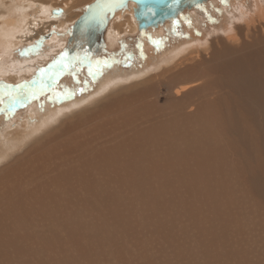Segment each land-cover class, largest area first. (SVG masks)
<instances>
[{
	"label": "rangeland",
	"instance_id": "obj_1",
	"mask_svg": "<svg viewBox=\"0 0 264 264\" xmlns=\"http://www.w3.org/2000/svg\"><path fill=\"white\" fill-rule=\"evenodd\" d=\"M89 1L82 0L80 3L85 5ZM230 1L233 0L229 2L228 0H212L207 5L193 10V13L192 11L186 13L184 18H180L173 24H165L166 27L161 28L164 31L162 40L166 42L165 49L156 48V54L163 53L171 44L181 41L186 43L185 41L189 39L190 41L195 39L192 36H186L183 26L185 24H192V27L199 31L203 27L207 35L214 38V34L209 35V32L217 29L219 23L228 21L225 15L224 18L218 19V16H214V12L217 11L218 15L220 12L226 14L225 9L230 6ZM80 3L77 6L78 10L76 8L72 13H79L78 11L83 7ZM72 6L70 3L69 7ZM244 22V20H239L237 23H240V26L242 24L240 31L247 30L243 25ZM263 25L255 23L256 28L249 27V35L252 36L254 30L264 31ZM135 30L123 31L119 38L113 36L116 34H112L111 31H107L105 36L107 41L100 55L97 58L72 65L73 67L69 68L67 73L65 71L61 73L63 76L60 79L56 77V67H58L57 64L59 65V61L56 60H58V52L62 51L60 47L63 41L55 39L51 44L49 38L53 34H47L20 46L23 52L18 55L14 53L12 58L3 61L4 64L0 63V68L3 70L0 69V75L9 73L16 64L15 61L30 59L37 54L38 49L44 46L45 42L50 45L46 48L48 56L44 61L34 60L33 63L26 61L21 64L23 66L21 71L30 69L31 73L10 82L0 76V83L12 84L13 82L12 85L17 88L12 95L9 91L0 93V97L5 100L4 102L0 98V103H2L0 104L1 126L11 121L12 114L25 111L34 103L56 97L54 102L61 105L63 99L59 97L61 96L59 91L64 87L65 79L67 82L71 79L81 82L84 78L91 81L101 76L113 75L108 74L111 73L112 66L119 70L120 75L125 71L133 70V65L140 66L141 40H144L146 35H154V32L140 35ZM243 30L238 33L240 37L238 41L243 42L242 44L245 41L249 43L251 37L243 35L242 38L240 36L245 33ZM111 35L113 38L107 37ZM115 38L118 39L115 40ZM238 41L235 43L224 41L221 44L222 47H227L232 43L227 47L228 50L233 49L230 53L221 52L219 50L221 46L215 44H213V50L223 53L226 58L227 56L233 57L242 46L240 44L238 47ZM256 43L252 44V47L257 48L263 54L260 49L261 44L256 45ZM210 54L201 56V60L203 58L207 63L201 61L200 67L196 65L188 68V71L192 70L191 73L196 72L192 73L190 78L188 77L190 72L187 71V76L181 78L183 82H190L200 76L201 83L198 84L200 87L196 86L175 95L173 80H178V76L173 79L166 74L162 76L163 78L161 75L158 78V75L165 70L163 69L165 66L150 67L152 70L147 68L150 74L147 72L144 78L134 83L128 82L127 87L123 85L124 88L120 90V93L124 94H122L123 98L118 96L116 100L113 98V100H108L110 105H95L94 107L98 109L102 106L99 110L90 106L94 112L92 115L89 107L87 109L89 112L87 110L86 112L84 110L75 112L72 115L74 119H78L77 126L75 124L77 121L75 120V123L72 121L74 120L72 115L64 117L61 124H57L59 127L55 126L44 132L43 136L35 138L33 143L24 145L14 155H10L6 159L8 162L0 163V179L2 180H0L2 189H0V193L2 192L0 194V264H264V155L261 154L264 151L260 150L264 146V131L261 128L263 121L259 117L250 119L252 113L248 110L245 112L246 108L242 107L247 103L250 105L251 100L243 97L247 99L244 103V99L240 98L243 95L237 88L242 85L244 87V83L238 81L236 82L237 87L233 85L234 70L226 67V70L219 71L213 62H208ZM251 59L253 58H248V60ZM70 65L71 62L69 67ZM96 65L104 70L93 78L92 71ZM199 68L201 69L198 70ZM259 68L261 69V67L254 69L255 73L264 77V67L261 70ZM147 69L134 70L142 73ZM212 73H216L217 76ZM208 75L211 77L209 78ZM151 76L157 79L154 78V80ZM150 79L151 82H149ZM29 82L31 84L42 83L41 86H45V91L33 93L29 86L24 85ZM137 82L138 85L143 83L141 84L143 89L138 88L141 86H138ZM136 85L138 87L134 89ZM94 89L96 91L97 88ZM128 89L136 90L134 91L136 93L131 95L128 92L133 93V91ZM230 91L235 92L236 96L230 94ZM81 94L83 93L77 94L75 99ZM113 95L116 94L110 96L113 97ZM232 98H234L233 101ZM6 106L15 112H7L3 115V112L7 111ZM123 108H125L124 112H122ZM96 110L98 113L101 112V115L95 114ZM229 110L234 111L235 115ZM135 111H139V114ZM242 111L244 115H248L243 117ZM83 113L87 115L86 118L88 117L84 119L85 121L84 117L80 116ZM145 113L147 114L144 115ZM152 113L156 115L153 116ZM238 113L241 118L237 117ZM77 114L80 115L75 117ZM158 114L162 117L159 118ZM235 116L239 120H236ZM136 117L141 120L137 122ZM68 121L72 122L67 123ZM124 121L126 125L129 124L132 131L128 125L124 126ZM153 121L155 124L152 123ZM102 123L104 126L101 125ZM150 123L157 130L154 134H152L153 131L149 132L150 128L153 130ZM109 124L110 128H108ZM101 126L104 130L106 129L105 132L102 131ZM120 126L123 131L118 129ZM135 128L136 133H132ZM140 128L144 130L142 131L144 135L140 132ZM93 133L100 137L99 140L98 137L95 139V136H92ZM88 135L95 140L87 137ZM123 135L125 145L124 143L121 145ZM136 135L139 139L135 137ZM67 136L72 138H67ZM132 137L137 140H133ZM104 139L111 143H107ZM127 139V143L130 141L128 145L125 142ZM63 140L68 143L67 146ZM139 140L141 144L139 146H143L142 148L137 147ZM132 144L136 146L135 149ZM125 147L129 149L128 152H132L127 153ZM102 148H104L103 151ZM139 148L142 150L140 155L135 153L141 151ZM112 149L116 150V153ZM104 150L108 151V153L105 152L108 156H105ZM117 150L120 153L117 154ZM122 150L125 155L121 154ZM111 151L117 159H113V153L109 154ZM99 155L103 158L100 159ZM128 155L131 159L140 156V160L135 158L132 160L136 161L128 163L131 161ZM83 161L85 164L81 163ZM105 163L109 166L104 165ZM104 166L106 168H103ZM83 169H86L85 172ZM34 171H38L36 172L38 174ZM14 177L16 178L13 179Z\"/></svg>",
	"mask_w": 264,
	"mask_h": 264
},
{
	"label": "bare ground",
	"instance_id": "obj_2",
	"mask_svg": "<svg viewBox=\"0 0 264 264\" xmlns=\"http://www.w3.org/2000/svg\"><path fill=\"white\" fill-rule=\"evenodd\" d=\"M80 1L82 0H0V63H3V61H5L6 59H9V58H12L13 57V54L17 53H21L23 52L22 48L20 46H22L23 44L25 43H29V42H33L35 39H40L42 38L44 35H47V34H53L51 35V37L49 39V41H51V44H53V40L55 39H60L61 41H63L64 43L61 45L60 47V50H62L65 46H66V42L67 40L70 38L71 36V30H70V27L72 26V23L75 22V20L81 15L82 11L86 9V5L91 2L92 0H90L88 3H86L85 5H82L80 3ZM85 1V0H84ZM214 1V0H213ZM55 2V4L53 3ZM221 2V1H220ZM229 2V0H228ZM70 3L73 5L72 7H69ZM76 3V4H75ZM79 3L83 6L80 8V11H78L79 13H72V12H75L77 6L79 5ZM222 3V2H221ZM227 3V2H226ZM208 4V3H207ZM206 4V5H207ZM54 5V6H53ZM221 5V4H220ZM225 5V4H224ZM205 6V5H204ZM227 7V6H226ZM56 8H60L62 10V14H59V15H55V14H52L53 10L56 9ZM78 10V8H77ZM226 10V14H224L223 12H220L219 15H218V12L216 11V13L214 12V16H218L217 18L220 19L221 17H225L226 21L227 22H221L219 23L220 25L218 26L217 29H215L214 31H211L209 32V35L210 34H214V38L213 37H210L207 35V31L206 29H204L202 27V30L203 32L199 31V30H196L194 27H192V24H185L183 25L185 28V32H186V36L190 37H194L195 39L193 41H190L187 40L185 41L186 43H182L181 42H178V43H175V44H171V43H168V44H171L169 46H167V49L166 51H164L163 53H160V54H156V48H160L161 50L165 49V41L162 40L163 39V33L164 31L161 30V28H163L164 26H162L161 28H159L158 30L156 31H152L154 32V35L151 34L152 32H150L151 36L150 35H146L144 40H141V46H142V51H139L140 52V62H139V65L138 67L134 66L133 65V70H129V71H125L124 74L120 75V72L118 73V69L115 68V66H112V70H111V73H108V74H113V75H105V76H101L100 78L98 79H93L90 81V79L88 78H84V80H82L81 82H76V81H73L72 79L67 82L66 79H65V82H64V87H62L59 91V93L61 94V96L59 95L60 98L63 99L62 101V104L59 105L57 104V102L55 100V98H49V99H46L44 100L43 102H37V103H34L33 105H30L27 110L25 111H20V112H17V113H14L15 111H12V110H9V108L6 106L5 107V110L7 109V111H2L3 112V115L7 112H12L14 114H12V117H11V121L10 122H6L5 124H3L1 126V121H0V163H3L5 164L6 162V159L10 156V155H14L16 152H18L20 149H22V147H24V145L26 144H31L33 143V140L37 137H39L40 135H42L44 132L52 129L53 127L55 126H58L57 125L58 123H60L62 121V119L64 117H68L69 115L71 116L72 114L74 115L75 112H83V110L86 112V110L89 109L93 106H98V105H103L105 106V104H109V101L110 99H115L117 98L118 96H122V94L120 93V90L123 87V85L125 86L128 82H133L134 81H137L141 78H144V75L147 74V72L149 73L148 69L151 67H162V66H165L163 67V69H165L162 73H160L157 77L160 78V75L161 77L162 76H165L166 74L167 75H170L171 77H173V79H175L174 77L175 76H178V80H173V82L175 83V86H174V94L175 95H179L181 94L182 92L184 91H187L189 89H192L194 87H200L198 86V84L201 83V80H199V78H195V76H193L195 79H191L192 81H190V79H188L190 82H183V80L181 81V78H184L187 76V72H190V74L188 73V77L190 78L191 77V74L192 73H196V72H192L191 71H188V68L189 67H193V66H196L198 65V67H200V62L201 61H204L203 58L201 60V56H208L209 55V60L208 62H213L215 64V66L220 70H223L225 69L226 67H228L229 70H231V68L234 70L233 72V78H235L233 80V85H236L237 87V84L236 82H241V83H244V87H237L239 88V92L243 95V96H240V98L242 97H246L247 99L251 100L249 101L251 104L249 105L247 103V105H245L244 107L242 108H246L245 109V112L250 111V113H252L250 117V119L252 118H257L259 117L263 123H262V127L263 128V131H264V77H262V75L258 76V74L255 73V70L254 69H258V67H261V69L264 67L262 66V64H264V31L261 30V32L259 31L260 29H258L257 31L254 30V32L252 33V36L249 35V27L251 26H254L255 27V23L256 24H264V0H233L232 2L230 1V6L225 9ZM224 11V9L222 10ZM77 12V11H76ZM191 12V11H190ZM193 13V11H192ZM223 17V18H224ZM183 18V17H182ZM193 19V18H192ZM182 20V19H181ZM239 20H244L245 22L243 23V25H245L246 27V31L245 29L243 30L245 33L244 34H241L240 36H242L243 38V35L244 37H251V41L249 43H245L242 44V43H239V36H238V33L240 31V28L242 27V24L240 26V23H238ZM219 21V20H218ZM196 22V21H194ZM199 22V21H198ZM241 22V21H240ZM189 23V22H188ZM190 23H192L190 21ZM242 23V22H241ZM195 24V23H194ZM198 24V23H196ZM168 25V24H166ZM200 25V24H198ZM197 25V26H198ZM202 26V25H201ZM212 26V25H211ZM264 26V25H263ZM166 27V26H165ZM256 28V27H255ZM261 28V27H260ZM264 28V27H263ZM136 29V25L133 21V19L131 18L130 14L129 13H124L123 16L121 17H115L112 21H111V24L110 26L106 29V31H111L112 34H116V35H113L115 37H121V33L123 31H131ZM167 29V28H166ZM164 30V29H163ZM242 30L240 32H242ZM136 31V30H135ZM162 31V32H161ZM124 32V34H125ZM76 33V32H75ZM106 33L107 32H104V37L106 36ZM130 33V32H129ZM149 34V33H148ZM77 35V34H76ZM110 35V34H109ZM153 35V36H152ZM166 35V34H165ZM107 37H112L111 36H107ZM113 38V37H112ZM112 38H109V39H112ZM118 38H115L118 39ZM165 38V37H164ZM193 39V38H192ZM248 39V38H247ZM59 41V40H58ZM105 41L106 38H105ZM113 41V40H112ZM224 41L226 42H237V45L238 47L240 46V44H242V46L236 51V53H234V58L232 57H224V54L223 53H218L216 52L214 49V46L213 44L215 45H220L221 46V49H219L221 52H225V53H230L231 50H228L227 47L232 44L230 43L227 47H222L223 45H221ZM261 41V42H259ZM109 42V41H108ZM121 42V41H120ZM258 42V43H256ZM58 45H59V42H57ZM258 45L259 43L261 44L260 46V49L263 51V54L261 52H259V50L254 47H252V44H255ZM110 44V43H109ZM27 46V45H26ZM50 45L45 42V45L44 46H40L41 48L38 49L39 51L37 52V54H34L32 57H30V59H25V60H17L15 61L16 64H14V67H12V69L9 71V73H5L4 75H0L2 76V79L6 80V81H13V80H16L17 78L19 79V77H23L29 73H31V71H29L30 69H27L25 71H21V69L23 68V66L21 65L22 63L26 62V61H30L33 63L34 60H37L38 62H41V61H44V59L46 58V56H48V51L46 50V48H48ZM64 46V47H63ZM113 46V45H112ZM254 46V45H253ZM20 47V48H19ZM63 47V48H62ZM235 47V46H234ZM62 48V49H61ZM236 48V47H235ZM55 49V48H54ZM82 48L81 47H78L76 49H73L71 51L68 52V57H69V60H56L57 62L59 61V65L57 64L58 67H56V77L57 79H60L63 75H61V73L63 71H65V73H67L68 69L73 67L75 64L81 62V61H85V60H81V61H77L79 57L82 56ZM216 49V50H218ZM59 50V51H60ZM258 50V51H257ZM29 51H31V49H29ZM33 52V51H32ZM51 52V51H50ZM61 52V51H60ZM158 52V51H157ZM210 52V53H208ZM250 52V53H249ZM261 53V55H260ZM35 55H37L35 57ZM60 55V53L58 52V56ZM226 56V55H225ZM262 56V57H261ZM249 57H252L253 59L251 60H248ZM26 58V57H25ZM256 59L258 61H256ZM88 60V59H87ZM197 60V61H196ZM194 61V62H192ZM8 62V61H7ZM36 62V61H35ZM71 62V65L69 67H66V65L64 66L65 63ZM152 62V63H150ZM192 62V63H191ZM206 61H204L203 63H205ZM10 63H11V60H10ZM30 63V64H32ZM207 63V62H206ZM4 64V63H3ZM13 64V63H12ZM35 64V63H34ZM33 64V65H34ZM143 64V65H142ZM16 65V66H15ZM73 65V66H72ZM153 65V66H152ZM205 65V64H204ZM4 66V65H3ZM12 66V65H11ZM10 66V67H11ZM55 66V65H54ZM214 66V65H213ZM214 66V67H215ZM1 67V66H0ZM28 67V66H27ZM132 67V66H131ZM4 68V67H3ZM33 68V67H32ZM140 69V68H148L146 71L142 72V73H138V71H135L134 69ZM150 68V69H151ZM207 68H210V67H207ZM206 68V69H207ZM1 69V68H0ZM149 69V70H150ZM201 68H199L198 70H200ZM217 69V71H218ZM227 69V68H226ZM225 69V70H226ZM260 69V68H259ZM260 69V70H261ZM2 70V69H1ZM5 70V69H4ZM103 68H101L99 65H96L94 70L92 71V74H93V78L96 77V75L98 73H102L103 72ZM107 70V69H106ZM105 70V71H106ZM152 70V69H151ZM190 70V69H189ZM197 70V68H196ZM3 71V70H2ZM1 71V72H2ZM33 71V70H32ZM36 71V70H35ZM52 71V70H51ZM102 71V72H101ZM122 71V70H121ZM195 71V69H194ZM258 71V70H257ZM40 72V70L38 71ZM200 74V71H198ZM202 72V71H201ZM3 73V72H2ZM34 73V72H33ZM53 73V72H52ZM60 73V75H59ZM105 73V72H104ZM218 73V72H216ZM216 73H212L214 75H216ZM232 73V72H231ZM36 74V73H35ZM63 74V73H62ZM150 74V73H149ZM203 75V73H201ZM223 74V73H222ZM264 74V73H263ZM95 75V76H94ZM155 74H153L154 76ZM194 75V74H193ZM205 75V74H204ZM217 76V75H216ZM225 76V75H223ZM227 76V75H226ZM264 76V75H263ZM55 77V79H56ZM148 77V75H147ZM152 77V76H151ZM198 77V75H197ZM207 77V76H206ZM209 77V75H208ZM211 77V75H210ZM209 77V78H210ZM231 77V76H230ZM127 78V79H126ZM146 78V77H145ZM155 78V77H154ZM152 77V79H154ZM163 78V77H162ZM217 78V77H215ZM1 79V78H0ZM157 79V78H155ZM154 79V80H155ZM223 79V78H222ZM21 80V78H20ZM26 80V79H25ZM46 80V79H45ZM164 80L166 81V79L164 78ZM185 80V79H184ZM204 80V79H202ZM207 80V79H206ZM209 80V79H208ZM2 81V80H1ZM43 81V80H41ZM51 81V80H50ZM143 81V80H142ZM213 81V80H212ZM220 81V80H219ZM218 81V83H219ZM231 81V79H230ZM17 82V81H16ZM19 82V81H18ZM21 82V81H20ZM23 82V81H22ZM145 82V81H144ZM151 82V79L150 81ZM25 83V82H24ZM32 83V81H31ZM30 82L29 83H26L24 84L25 86H29V88L33 91V93H41V92H44L45 91V86H41L42 83H36V84H31ZM48 83V82H47ZM167 83V82H166ZM210 83H212L210 81ZM217 83V82H215ZM222 83V82H221ZM13 84V82H12ZM12 84H8V83H4V82H1L0 83V93H2L3 91H5L4 93H6L7 91L11 92V95L12 93H14V91L17 89L16 86L12 85ZM129 84V83H128ZM143 84V83H141ZM139 84L138 85V82H137V85L138 86H141V87H138L136 85V87L134 89H136L137 87L138 88H142V85ZM154 84V83H152ZM207 84V83H206ZM209 84V83H208ZM214 84V83H213ZM223 84V83H222ZM225 84V83H224ZM43 85V84H42ZM132 85V84H131ZM149 85V84H147ZM167 85V84H166ZM173 85V84H172ZM241 85V84H239ZM128 85H126L127 87ZM133 86V85H132ZM207 86V85H206ZM209 86V85H208ZM232 86V85H231ZM18 87V86H17ZM23 87V86H22ZM145 87V86H144ZM19 88V87H18ZM94 88H97L96 91ZM129 88V87H128ZM153 88V87H152ZM20 89V88H19ZM18 89V90H19ZM94 89V92H92V90ZM126 89V88H125ZM143 89V88H142ZM147 89V88H146ZM145 89V90H146ZM167 89V88H166ZM29 90V89H28ZM128 90H131V89H128ZM122 91V90H121ZM133 91V90H131ZM136 91V90H134ZM128 92L129 94L131 93V95H134L136 92ZM154 91V90H153ZM167 91V90H166ZM8 92V93H9ZM26 92V90H25ZM29 92V91H28ZM31 92V91H30ZM92 92V93H90ZM138 92V91H137ZM147 92V91H146ZM190 92V91H189ZM232 91H230V94H233V96L235 97L236 96V93L234 94L233 92L231 93ZM79 93H83L81 94L77 99H75V96ZM142 93V92H141ZM168 93V91H167ZM3 94V93H2ZM111 94H116V95H113V97H111L110 95ZM148 94V93H147ZM155 94V93H154ZM170 94V93H169ZM239 94V93H238ZM19 95V94H18ZM28 95V94H27ZM124 95V94H123ZM130 95V97H131ZM216 95V94H215ZM240 95V94H239ZM6 96V94H5ZM20 96V95H19ZM145 96V95H144ZM206 96V95H205ZM190 97V96H189ZM1 98V97H0ZM19 98V97H18ZM16 98V99H18ZM123 98V96H122ZM159 98V97H158ZM214 98V97H213ZM212 98V99H213ZM243 98V99H244ZM9 99V98H8ZM29 99V98H28ZM57 99V98H56ZM112 99V100H113ZM125 99V98H124ZM234 98H232V101H233ZM247 99L245 100L244 99V103L247 101ZM2 101L5 102V100H3V98H1ZM19 100V99H18ZM41 100V99H40ZM116 100V99H115ZM130 100V99H129ZM142 100V99H141ZM149 100V99H148ZM16 101V100H15ZM58 101V100H57ZM126 101H128L126 99ZM190 101V100H189ZM9 102V101H8ZM13 102V101H12ZM19 102V101H18ZM118 102V101H117ZM145 102V101H144ZM147 102V101H146ZM238 102V101H237ZM151 103V102H150ZM235 103V102H234ZM2 105V103H0ZM9 104H11L9 102ZM121 104V103H120ZM125 104V103H124ZM146 104V103H145ZM148 104V103H147ZM153 104V103H152ZM151 104V106H152ZM157 104V103H156ZM182 104V103H181ZM227 104V102H226ZM229 104V103H228ZM237 104V103H235ZM110 105V104H109ZM123 105V104H122ZM129 105V104H128ZM214 105V104H213ZM91 106V107H90ZM103 106V108H104ZM127 106V105H126ZM216 106V105H215ZM221 106V104H220ZM223 106V105H222ZM230 106V105H228ZM238 106V105H237ZM247 106V107H246ZM102 107V106H101ZM100 107V108H101ZM141 107H143V105H141ZM140 107V108H141ZM150 106H148L149 108ZM217 107V106H216ZM255 107V108H254ZM95 108V107H94ZM99 108V109H100ZM111 108V107H109ZM130 108V107H128ZM159 108V107H158ZM157 108V109H158ZM170 108V107H169ZM183 108V106L181 107ZM21 109V108H20ZM93 109V108H92ZM90 109V110H92ZM97 110H99L98 108H95ZM106 110V108H104ZM115 109H116V106H115ZM120 109V107H119ZM131 109V108H130ZM136 109V108H135ZM155 109V108H154ZM162 109V108H160ZM158 109V110H160ZM240 109V108H238ZM1 110V109H0ZM4 110V109H3ZM95 111L97 114L98 111ZM118 110V109H117ZM125 108H123V111L124 112ZM128 110V109H127ZM137 110V109H136ZM156 110V109H155ZM172 110V109H171ZM89 112V110H87ZM101 111V110H100ZM112 111V110H111ZM144 111V110H142ZM147 111V110H146ZM182 111V110H181ZM217 111V110H216ZM215 111V112H216ZM230 111V110H229ZM236 112L238 110H235ZM117 112V111H116ZM137 112V111H135ZM145 112V111H144ZM150 112V111H148ZM147 112V113H148ZM154 113V111H152ZM167 112V111H166ZM175 112V110H174ZM184 112V111H183ZM232 113H234V111H230ZM93 110L92 112L90 113L92 115ZM101 112H99L98 114H100ZM102 113L104 114V112L102 111ZM147 113H145L144 115H146ZM152 113V114H153ZM156 113V111H155ZM160 114V112H157ZM178 113V112H177ZM182 113V112H179V114ZM229 113V112H228ZM231 113V114H232ZM243 114V117H245L243 111L241 112ZM87 114V113H86ZM89 114V115H90ZM97 114V115H98ZM110 114V113H109ZM128 114V113H127ZM126 114V115H127ZM131 114V113H130ZM135 114V113H134ZM137 114H139V111L137 112ZM150 114V113H149ZM157 115L159 118L160 115ZM183 114V113H182ZM220 114V113H218ZM239 114V113H238ZM71 116L73 119H74V116ZM80 114H77L75 117L79 116ZM84 115V113H83ZM82 114L80 115L81 118L84 119H88V117L86 118V116L84 115L83 116ZM90 115V116H91ZM98 115V116H99ZM141 115V114H140ZM151 115V114H150ZM156 115V114H153V116ZM233 115V114H232ZM235 115V113H234ZM233 115V116H234ZM237 115V114H236ZM240 115V114H239ZM237 115V117H240L241 118V115L239 116ZM248 115V114H247ZM246 115V116H247ZM96 116V115H95ZM105 116V115H104ZM102 116V117H104ZM111 116V115H109ZM119 116V115H118ZM143 116V115H142ZM148 116V115H147ZM167 115H165L166 117ZM226 116V115H225ZM227 116H229V114H227ZM250 116V115H249ZM248 116V118H249ZM1 117L2 115L0 116V120H1ZM93 117V116H91ZM120 117V116H119ZM129 117V116H128ZM139 117V116H138ZM150 117V116H149ZM169 117V116H168ZM217 117V116H216ZM222 117V116H221ZM117 118V117H116ZM137 118V117H136ZM153 118V117H152ZM155 118V117H154ZM172 118H175V117H172ZM218 118V117H217ZM229 118V117H228ZM236 118V116H235ZM234 118V120H235ZM247 118V120H248ZM68 119V118H67ZM66 119V120H67ZM71 120V118H69ZM80 119V117H79ZM90 119V118H89ZM94 119V118H92ZM106 119V117L104 118ZM121 119V118H119ZM123 119V118H122ZM130 119V118H129ZM140 119V118H139ZM138 118L136 119L137 122H139ZM156 119V118H155ZM167 119V118H165ZM176 119V118H175ZM174 119V120H175ZM224 119V118H223ZM233 119V118H232ZM246 119V118H245ZM65 120V121H66ZM72 120L74 123L78 120ZM82 120V121H83ZM108 121L110 120L107 119ZM115 120V119H114ZM118 120V119H117ZM139 120V121H138ZM164 120V118H163ZM172 120V119H171ZM217 120H220V119H217ZM225 120V119H224ZM236 120H239V118ZM250 120V121H252ZM64 121V120H63ZM71 121V122H72ZM85 121V120H84ZM99 121V119H98ZM135 121V122H136ZM156 121V120H155ZM165 121V120H164ZM168 122H170L169 120H167ZM176 121V120H175ZM180 122V120H178ZM70 121H68L67 123H69ZM70 122V123H71ZM81 122V121H80ZM100 122V121H99ZM98 122V123H99ZM121 122V121H120ZM136 122V123H137ZM163 122V121H162ZM183 122V121H182ZM240 122H242L240 120ZM63 123V122H62ZM66 123V124H67ZM119 123V122H118ZM130 123V122H128ZM153 124L154 121L152 122ZM152 123H150L151 127L154 126L152 125ZM159 123V122H158ZM171 123V122H170ZM177 123V122H176ZM61 124V123H60ZM73 124V123H72ZM76 126L78 124V121L77 123H75ZM80 124V123H79ZM111 124V123H110ZM109 124V127L110 128V125ZM113 124V123H112ZM132 124V123H131ZM130 124V125H131ZM156 124H157V121H156ZM161 125V123H159ZM167 123L165 122V125ZM169 124V123H168ZM172 124V123H171ZM238 124V123H237ZM74 125V124H73ZM98 125V124H97ZM100 125V124H99ZM103 125V123L101 124ZM129 126V124H127ZM127 125L125 124V121H124V126L127 127ZM134 125V124H133ZM158 125V124H157ZM159 125V126H160ZM229 125V124H228ZM257 125V124H256ZM62 126H65L62 124ZM86 126V125H85ZM104 126V125H103ZM103 126H101V129L103 132H105L104 128H102ZM113 126V125H112ZM168 126V125H167ZM221 126V125H220ZM236 126V125H235ZM80 127H81V124H80ZM84 127V126H83ZM82 127V128H83ZM100 127V126H99ZM123 127V126H122ZM155 127V126H154ZM169 127V126H168ZM226 127V126H225ZM70 128V127H68ZM130 128V126H129ZM133 128V127H132ZM153 128V127H152ZM167 128V127H166ZM235 128V127H234ZM60 131H61V128H59ZM81 129V128H80ZM100 129V130H101ZM115 129V128H114ZM119 130H122L121 129V126L118 127ZM124 129H127V128H124ZM131 129V128H130ZM156 129V128H155ZM153 128V130L150 128V131H153L152 134H154V131H157ZM227 129V128H226ZM69 130V129H67ZM93 130V129H92ZM97 130V129H95ZM94 130V131H95ZM110 130V129H109ZM134 131L132 133H136V128L133 129ZM139 130V129H138ZM141 130V131H140ZM140 132H144V130H142L140 128ZM174 130V129H172ZM229 130V129H228ZM232 130V129H231ZM236 130V129H234ZM262 130V129H261ZM108 131V129H107ZM132 131V129H131ZM139 131H138V134H139ZM227 131V130H226ZM238 132V130H236ZM97 132V131H95ZM100 132V131H99ZM114 132V131H113ZM119 133V131H117ZM142 132V133H143ZM56 133V132H55ZM81 133V132H80ZM90 133V132H88ZM87 133V134H88ZM102 133V132H101ZM100 133V135H101ZM124 133V132H123ZM146 133V132H145ZM171 133V132H170ZM234 133V131H233ZM260 133V132H259ZM50 134L51 131H50ZM49 134V135H50ZM54 134V133H53ZM58 134V133H57ZM122 134V133H121ZM131 134V133H130ZM151 134V133H150ZM174 134V133H173ZM264 134V133H263ZM90 135V134H89ZM89 135L87 137H89ZM107 135H108V132H107ZM110 135V133H109ZM112 135V134H111ZM134 136V134H132ZM144 135V133H143ZM147 135V133H146ZM145 135V137H147ZM259 135V134H258ZM43 136V135H42ZM56 136V134H55ZM54 136V137H55ZM60 136V135H59ZM72 136V135H71ZM71 136H67V138L71 137ZM73 136H75L73 134ZM72 136V137H73ZM92 136L94 137L95 136V133L92 134ZM113 136V135H112ZM115 136V134H114ZM119 136V134L117 135ZM116 136V137H117ZM122 136V135H121ZM120 136V137H121ZM161 136V135H160ZM243 136V135H241ZM249 136V135H248ZM247 136V137H248ZM51 137H53V135H51ZM51 137H49L51 139ZM71 137V138H72ZM76 137V136H75ZM98 137L95 136V139ZM131 137V136H130ZM136 138L138 137L137 135L135 136ZM143 137V136H142ZM149 139H151V136H149ZM250 137V136H249ZM253 137V136H252ZM45 138V137H44ZM43 138V139H44ZM91 139H94L92 137H89ZM100 137H98V140H99ZM125 138L124 135L122 137V139ZM134 137H132L133 139ZM136 138H134L133 140H135ZM144 138V137H143ZM152 138H154L152 136ZM42 139V138H41ZM85 139V138H84ZM94 139V140H95ZM111 139V137L109 138ZM115 139V138H114ZM121 139V138H120ZM118 139V140H120ZM139 139V137H138ZM248 139V138H247ZM256 139V138H255ZM83 141V139H81ZM80 140V141H81ZM102 140V139H101ZM105 140V139H104ZM116 140V139H115ZM117 140V141H118ZM137 140V139H136ZM145 140V138H144ZM263 140V139H262ZM44 141V140H43ZM64 141V140H63ZM79 141V140H77ZM79 141V142H80ZM81 141V142H82ZM106 141V140H105ZM108 141V140H107ZM106 141V142H107ZM112 141V140H111ZM128 139L125 141L126 144H130V141L129 143H127ZM249 141V140H248ZM41 142V141H40ZM45 142V141H44ZM66 142V141H64ZM63 142V143H64ZM85 142V141H84ZM83 142V143H84ZM89 142V140H88ZM133 143V141H131ZM137 143V141H134ZM139 144L137 145V147L140 144V140L138 141ZM67 143V142H66ZM75 142H73L74 144ZM91 143V142H90ZM107 143H111L110 141L107 142ZM122 143H124V139H123V142L121 141V145ZM263 143V142H262ZM41 144V143H40ZM43 144V143H42ZM73 144L69 143V145L73 146ZM114 144V143H113ZM189 144V143H188ZM68 145V143L66 144V146ZM75 145V144H74ZM84 145V144H83ZM92 145V144H91ZM101 145V144H100ZM107 145V144H106ZM105 145V147H106ZM125 145V143L123 144ZM133 145V144H132ZM164 145V144H163ZM192 145V144H191ZM93 146V145H92ZM115 146V144H114ZM114 146L113 149H114ZM130 147L133 148V146L129 145ZM158 146V145H157ZM57 147V146H56ZM78 147V146H77ZM99 147V146H97ZM104 147V148H105ZM122 147V146H121ZM128 147V146H127ZM136 146H134V149H135ZM139 147H143V146H139ZM151 148V146H149ZM69 148V147H68ZM79 148L82 149L81 146H79ZM91 148V147H90ZM102 148L101 150L103 151ZM126 148V147H125ZM123 148L124 151L127 149V153H130L128 152V148ZM141 148H139V150H141ZM167 148V147H166ZM79 149V150H81ZM109 148H107L108 150ZM112 151H115L116 153V150H113ZM116 149V148H115ZM122 149V148H121ZM138 149V148H137ZM172 149V148H171ZM78 150V151H79ZM94 150V148L92 149ZM105 151L104 150V153L108 151ZM110 150V149H109ZM119 150V148H118ZM117 150V154L120 153L119 151ZM144 150V149H143ZM260 150H263L264 151V146L262 148H260ZM69 151V149L67 150ZM83 151V150H82ZM109 152V154L113 153V152ZM122 150V153L121 154H124V152ZM156 151V150H155ZM159 151V150H158ZM172 151V150H170ZM77 152V151H76ZM84 152V151H83ZM96 152H99V151H96ZM126 152V151H125ZM135 152V151H134ZM173 152V151H172ZM261 152V151H260ZM135 153H142V150L139 151V152H135ZM85 154V153H84ZM92 154V153H91ZM110 154V155H111ZM133 154V153H132ZM139 154V155H140ZM262 156L264 155V152L261 153ZM90 155V154H89ZM102 155V153H101ZM107 154L105 153V156ZM112 155H114L113 159H115V154L113 153ZM125 155V154H124ZM104 156V155H103ZM104 156V157H105ZM108 156V155H107ZM120 156V154H119ZM133 156V155H132ZM167 156V155H166ZM49 157V156H48ZM80 157V155H79ZM82 157V156H81ZM100 157V155L98 156ZM127 157H129L131 159V157L128 155ZM140 157V156H139ZM138 156H135V158L139 159ZM155 157V156H154ZM85 158V157H83ZM103 157H100V159H102ZM108 158V157H107ZM105 158V159H107ZM135 158H132V159H135ZM150 158V157H149ZM168 158V157H167ZM96 159V158H95ZM94 159V161H96ZM111 159V157L109 158ZM107 159V160H109ZM117 159V158H116ZM131 161H128L129 162H132V161H136V160H132ZM160 159V158H159ZM88 160V159H87ZM92 160V159H91ZM126 160V159H125ZM140 160V159H139ZM6 161V162H5ZM90 161V159L88 160ZM113 161V160H112ZM111 161V162H112ZM156 161V159H155ZM77 162V161H76ZM110 162V163H111ZM158 162V161H156ZM44 163V162H43ZM81 163H84L81 162ZM126 163V162H125ZM134 163V162H133ZM137 163L138 160H137ZM159 163V162H158ZM85 164V163H84ZM95 164H97V162H95ZM132 164V163H130ZM154 164V163H153ZM168 164V163H167ZM11 165V164H10ZM72 165V164H71ZM78 165V164H77ZM92 165V164H91ZM106 166H109L107 165L106 163L104 164ZM112 165V164H110ZM1 166V165H0ZM94 166V165H93ZM106 166H104L103 168H106ZM115 166V165H114ZM113 166V167H114ZM58 167V166H57ZM80 167V166H79ZM91 167V166H90ZM89 167V168H90ZM34 168V167H33ZM32 168V169H33ZM75 168V167H74ZM78 168V167H77ZM92 168V167H91ZM153 168V167H151ZM16 169V167H15ZM36 169V168H35ZM2 170V169H1ZM10 170V169H9ZM31 170V169H30ZM79 170V169H78ZM84 172L86 169H83ZM3 171V170H2ZM13 171V170H12ZM6 172V171H5ZM15 172V171H14ZM35 172V171H34ZM33 172V173H34ZM38 172V171H36ZM35 174H38L36 173ZM89 172V171H88ZM7 174V173H6ZM16 174V173H15ZM32 174V173H31ZM30 174V175H31ZM73 174V172H72ZM14 175V174H13ZM21 175V174H20ZM85 176V174H83ZM6 176V175H5ZM4 176V177H5ZM10 176V175H9ZM57 175H55L56 177ZM22 177V176H21ZM24 177V176H23ZM37 177V175H36ZM58 177V176H57ZM88 177V176H87ZM1 178V177H0ZM16 177H14L13 179H15ZM18 178V177H17ZM73 178V177H72ZM80 178V177H79ZM56 179V178H54ZM88 179V178H87ZM1 180V179H0ZM17 180V179H16ZM15 180V181H16ZM2 181V180H1ZM6 181V180H5ZM11 181V180H10ZM13 181V180H12ZM14 181V182H15ZM105 181V180H104ZM123 181V179H122ZM87 182V181H86ZM6 183V182H5ZM8 183V182H7ZM9 185V184H7ZM6 186V185H5ZM1 189V188H0ZM2 190V189H1ZM5 192V191H3ZM64 193V192H63ZM2 194V192L0 193ZM2 196V195H1ZM14 197V196H13ZM12 197V198H13ZM6 199V198H5ZM9 200V199H8ZM11 201V200H10ZM15 201V200H14ZM20 201V200H19ZM9 202V201H8ZM7 203V202H6ZM13 204V203H12ZM15 205V204H14ZM6 208H9V207H6ZM18 212V211H17ZM20 212V211H19ZM34 213V212H33ZM20 218V217H19ZM20 225V224H19Z\"/></svg>",
	"mask_w": 264,
	"mask_h": 264
},
{
	"label": "water",
	"instance_id": "obj_3",
	"mask_svg": "<svg viewBox=\"0 0 264 264\" xmlns=\"http://www.w3.org/2000/svg\"><path fill=\"white\" fill-rule=\"evenodd\" d=\"M212 0H92L70 27L71 36L60 52L58 60H69L68 52L81 47L77 61L97 58L105 47L104 32L115 17L129 13L140 35L156 31L165 24H173L190 11ZM52 14H62L60 8ZM76 32V33H75ZM77 34V35H76ZM68 67L69 62L64 66Z\"/></svg>",
	"mask_w": 264,
	"mask_h": 264
}]
</instances>
